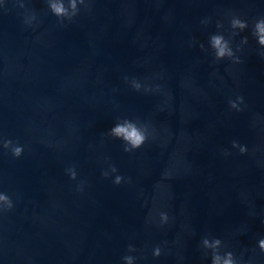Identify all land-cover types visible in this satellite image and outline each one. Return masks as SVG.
Segmentation results:
<instances>
[{
  "label": "water",
  "instance_id": "95a60500",
  "mask_svg": "<svg viewBox=\"0 0 264 264\" xmlns=\"http://www.w3.org/2000/svg\"><path fill=\"white\" fill-rule=\"evenodd\" d=\"M26 9L38 13L39 27L23 24ZM232 13L251 21L264 15V0H93L64 27L45 0H5L0 135L29 151L17 160L0 148V191L16 201L0 215V264H120L133 238L179 237L160 264H208L199 248L207 235L251 249L264 234V120L253 125L264 119V58L252 42L240 65L215 60L209 35H229ZM125 75L161 91L137 92ZM235 94L248 102L243 113L229 111ZM121 117L150 119L155 140L124 152L107 135ZM233 140L250 154L233 152ZM110 165L131 183L105 179ZM72 167L78 181L65 172ZM154 205L174 218L164 232L145 230Z\"/></svg>",
  "mask_w": 264,
  "mask_h": 264
},
{
  "label": "clouds",
  "instance_id": "9594fccd",
  "mask_svg": "<svg viewBox=\"0 0 264 264\" xmlns=\"http://www.w3.org/2000/svg\"><path fill=\"white\" fill-rule=\"evenodd\" d=\"M48 12L56 18L59 26L64 27L76 22L82 11H91L93 0H45ZM5 6V0H0V7ZM21 7H25L21 5ZM42 20L33 9H26L23 14V24L29 28L39 27ZM201 23L208 25L211 18L206 17ZM215 27L225 29L222 21H217ZM227 31H216L210 33L208 38V48L217 61L228 60L233 65H240L244 62L243 53L247 47L254 42L258 54L264 58V15H258L251 21L240 14L232 13L227 18ZM238 40V42H237ZM200 47L204 49V45ZM124 80L131 88L137 92L156 94L161 91L158 84H150L147 79L124 76ZM229 111L243 113L248 109V102L241 94L233 95L229 101ZM264 119H254L253 125ZM111 138L121 142L123 151L134 153L145 147L150 140H155L156 131L151 120H140L128 117H121L111 126L107 133ZM0 148L14 159L24 157L29 151V145L22 143L19 139L0 135ZM232 150L241 156H248L252 151L246 142L239 140L232 141ZM233 152H224L225 158L233 155ZM66 174L73 181L79 180L76 168L65 169ZM101 175L105 179L120 186L125 183L130 184L131 179L120 173L115 165H110L108 169L102 171ZM87 183L79 181L76 184V191L83 193ZM16 207L13 196L6 191H0V215L12 212ZM251 214V213H250ZM174 218L167 210V206H153L149 209L145 218V230L149 233L153 231L164 232L173 223ZM190 229L186 226L185 233ZM248 231L247 227L239 229L232 235L239 236ZM180 243L177 237L174 241L167 239L153 240L148 245H141L136 240L130 239L124 247L120 256V264H160L163 258L173 255V247ZM202 256L208 264H257L258 257L264 255V234H258L249 249L247 246L237 250L231 243L218 236H204L199 245ZM251 251V255H249ZM176 256L183 260L182 253L177 252Z\"/></svg>",
  "mask_w": 264,
  "mask_h": 264
}]
</instances>
